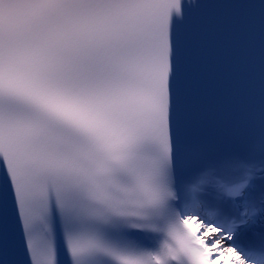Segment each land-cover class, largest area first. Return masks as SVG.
Here are the masks:
<instances>
[{"label":"snow or ice","instance_id":"obj_1","mask_svg":"<svg viewBox=\"0 0 264 264\" xmlns=\"http://www.w3.org/2000/svg\"><path fill=\"white\" fill-rule=\"evenodd\" d=\"M197 3L0 0V264H264V93L188 125Z\"/></svg>","mask_w":264,"mask_h":264}]
</instances>
